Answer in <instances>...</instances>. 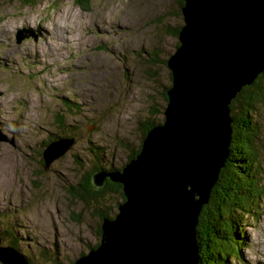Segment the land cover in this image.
Returning <instances> with one entry per match:
<instances>
[{
    "label": "rangeland",
    "instance_id": "374dc122",
    "mask_svg": "<svg viewBox=\"0 0 264 264\" xmlns=\"http://www.w3.org/2000/svg\"><path fill=\"white\" fill-rule=\"evenodd\" d=\"M180 1L92 0L87 10L0 0V247L15 243L30 264H74L100 243L97 208L68 190L97 153L106 169H123L146 124L164 121ZM21 29L30 34L18 42ZM249 115L255 157L233 163L254 177L244 189H264V102ZM62 138L75 141L46 167L44 150ZM236 202L242 259L231 264H264V195L252 211Z\"/></svg>",
    "mask_w": 264,
    "mask_h": 264
},
{
    "label": "water",
    "instance_id": "95a60500",
    "mask_svg": "<svg viewBox=\"0 0 264 264\" xmlns=\"http://www.w3.org/2000/svg\"><path fill=\"white\" fill-rule=\"evenodd\" d=\"M182 13L164 121L123 169L92 175L96 189L121 184L126 200L74 264H199L196 228L230 155L231 102L264 72V0H184ZM74 141L51 142L46 167ZM0 261L30 264L11 246L0 247Z\"/></svg>",
    "mask_w": 264,
    "mask_h": 264
},
{
    "label": "trees",
    "instance_id": "16d2710c",
    "mask_svg": "<svg viewBox=\"0 0 264 264\" xmlns=\"http://www.w3.org/2000/svg\"><path fill=\"white\" fill-rule=\"evenodd\" d=\"M74 1L78 6L87 10L90 9V4H92V0ZM37 2L38 0H25V3L29 6H35ZM183 4L184 0H181V7ZM179 31L180 29L177 30L176 35ZM166 99L168 100L167 97ZM257 102H264V72L251 86L243 88L231 102L230 107L234 131L232 132L230 155L225 168L220 173L218 182L213 187L208 204L200 214L199 223L196 228L200 253L199 264H231L233 260H237L240 263V259H242L240 256V233H238L240 221H235L231 216L237 206L236 201L240 203V207L243 209L251 208L249 210L252 211V208L258 207L261 197L264 195V189H261L262 186L257 187L255 182L248 186L249 190L244 189L245 182H249L254 177L247 171L243 172L241 167L234 165L233 162L237 163V158L241 157L242 161H244L243 163H246L249 159L255 157V146L250 137L253 135L252 132L257 136L259 129L255 128L257 131L252 129L253 123L249 111L255 108ZM238 104H242L241 107ZM236 110L239 113H235ZM153 122L150 121L146 124L141 144L138 150L131 152L129 161L140 153L141 145L147 132L155 126ZM158 124L161 123L158 122ZM141 128L144 129V124H141ZM75 158L77 163L81 164L80 166L82 167V160L78 156H75ZM94 158L98 161V165L95 164L92 168L82 173L80 182L68 191L70 193L73 192L76 198H79L83 203L97 208L98 216L103 221L106 218H114L117 213L113 211L114 207L118 205V200L125 201L126 198L123 193V187L119 183L109 180L106 186L101 189H96L93 186L92 175L100 169H106L103 166L102 157L98 153ZM255 190H260V192L256 193ZM224 191H227V197H225ZM246 212L248 213V211ZM97 233L101 241V226ZM99 244L92 248L98 247ZM11 247L15 248V243H11Z\"/></svg>",
    "mask_w": 264,
    "mask_h": 264
},
{
    "label": "flooded vegetation",
    "instance_id": "af4514ba",
    "mask_svg": "<svg viewBox=\"0 0 264 264\" xmlns=\"http://www.w3.org/2000/svg\"><path fill=\"white\" fill-rule=\"evenodd\" d=\"M224 192H225V194H224V195H226L225 197H227V195H228V194H227V191H224Z\"/></svg>",
    "mask_w": 264,
    "mask_h": 264
},
{
    "label": "bare ground",
    "instance_id": "6f19581e",
    "mask_svg": "<svg viewBox=\"0 0 264 264\" xmlns=\"http://www.w3.org/2000/svg\"><path fill=\"white\" fill-rule=\"evenodd\" d=\"M233 131V130H232ZM231 142H232V136H231ZM203 233V232H202Z\"/></svg>",
    "mask_w": 264,
    "mask_h": 264
}]
</instances>
